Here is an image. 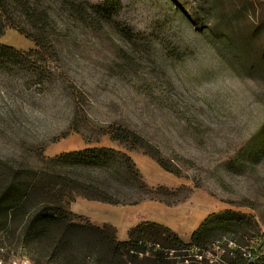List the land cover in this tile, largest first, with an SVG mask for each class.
I'll use <instances>...</instances> for the list:
<instances>
[{"label": "rangeland", "instance_id": "rangeland-1", "mask_svg": "<svg viewBox=\"0 0 264 264\" xmlns=\"http://www.w3.org/2000/svg\"><path fill=\"white\" fill-rule=\"evenodd\" d=\"M119 2L111 23L93 26L45 0L56 60L43 83L22 69H0V163L25 169L72 150H120L145 182L142 189L133 183L126 198L141 200L108 204L77 196L70 211L113 225L119 241L131 227L152 221L190 243L206 217L231 210L244 216L237 232L263 240L264 72L249 73L240 51L196 26L180 0ZM0 42L21 52L34 48L12 29ZM114 125L142 136L179 173L111 140ZM87 170L75 173L87 179ZM213 228L210 237L230 239L234 231ZM238 239L244 249L251 243ZM8 240L0 239L4 261L24 256L31 264H60L39 244Z\"/></svg>", "mask_w": 264, "mask_h": 264}, {"label": "trees", "instance_id": "trees-1", "mask_svg": "<svg viewBox=\"0 0 264 264\" xmlns=\"http://www.w3.org/2000/svg\"><path fill=\"white\" fill-rule=\"evenodd\" d=\"M54 1L93 26L111 23L120 8L119 0L98 4L86 0ZM44 2L0 0V37L6 29H12L34 43L33 49L21 52L0 42V69H22L34 75L37 83L50 77L48 63L57 56L55 29ZM180 3L191 9L196 26L208 29L219 42L240 51L242 66L249 73L264 72V0ZM241 21L247 23L245 28ZM258 39L260 42L255 43ZM107 132L111 140L127 150L140 151L162 169L179 173L171 160L133 130L114 125ZM45 162L25 169L0 163V239L39 244L60 264H264V239L245 230L237 232L244 216L231 210L206 217L191 234L190 243H183L174 231L152 221L131 227L128 239L119 241L113 225H95L70 211L69 204L77 196L108 204H135L141 200L142 197L132 201L126 198L125 192L133 183L139 189L145 183L126 152L91 147L60 153ZM81 168L88 169L91 177H78L75 171ZM213 226L234 231L230 239L222 235L210 237ZM238 237L245 244L251 242L248 248H243Z\"/></svg>", "mask_w": 264, "mask_h": 264}, {"label": "built area", "instance_id": "built-area-1", "mask_svg": "<svg viewBox=\"0 0 264 264\" xmlns=\"http://www.w3.org/2000/svg\"><path fill=\"white\" fill-rule=\"evenodd\" d=\"M0 264H31L30 260L27 257L21 256L8 261H4L0 258Z\"/></svg>", "mask_w": 264, "mask_h": 264}]
</instances>
